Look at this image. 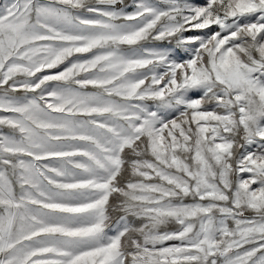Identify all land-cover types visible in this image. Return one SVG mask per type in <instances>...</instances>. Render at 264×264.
I'll use <instances>...</instances> for the list:
<instances>
[{
    "label": "snow or ice",
    "instance_id": "6c2138e0",
    "mask_svg": "<svg viewBox=\"0 0 264 264\" xmlns=\"http://www.w3.org/2000/svg\"><path fill=\"white\" fill-rule=\"evenodd\" d=\"M0 264H264V0L0 5Z\"/></svg>",
    "mask_w": 264,
    "mask_h": 264
},
{
    "label": "rangeland",
    "instance_id": "374dc122",
    "mask_svg": "<svg viewBox=\"0 0 264 264\" xmlns=\"http://www.w3.org/2000/svg\"><path fill=\"white\" fill-rule=\"evenodd\" d=\"M10 2V0H0V5H3L4 3Z\"/></svg>",
    "mask_w": 264,
    "mask_h": 264
}]
</instances>
